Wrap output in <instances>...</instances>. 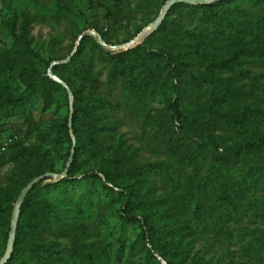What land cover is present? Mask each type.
<instances>
[{"label":"rangeland","instance_id":"1","mask_svg":"<svg viewBox=\"0 0 264 264\" xmlns=\"http://www.w3.org/2000/svg\"><path fill=\"white\" fill-rule=\"evenodd\" d=\"M167 2L0 0V103L9 99L12 101L9 109H2L0 105V261L6 253L15 208L14 205L11 210L10 203L17 201L29 181L37 177V173H45L50 168L57 174L63 173L70 162L72 141H76L72 129L73 112L71 116L75 98L72 94V104L68 91L63 89L66 86L61 81L70 90L71 86L84 90V95L92 85L89 79L85 81L75 75L67 76L71 77V86L55 74L61 80L57 81L49 75L50 67L53 68L56 65L53 64L62 58L72 57L85 35H90L94 42L112 51L136 47L154 31L130 47L125 44L153 23ZM172 17L180 21L182 31L178 35H171L173 39L164 42L173 44L176 40V49L192 52L191 57L196 61L189 63V67L196 70V75H203L211 67L213 72L210 77L214 80L221 77L228 92L238 89L245 95V101L264 109V59L257 61L249 55L247 61L235 62L232 67H220L219 58L229 57L230 50L235 49L227 36L219 38L214 44L210 43L209 51L205 52V48L201 47L197 53L200 43L210 42L208 34L211 33V20L201 18L199 12L190 13L186 7L177 9ZM22 35L33 50L30 57L24 56L23 47L18 42ZM248 39H251L253 46L262 47L252 35H247L244 42ZM94 42L85 40L81 52L83 60L86 61L87 52ZM221 45L223 47H218ZM160 47L163 48L162 43L151 41L153 50ZM92 65L96 93H100L110 103L125 100L122 82L118 80L115 87L109 83L110 68L105 65L100 48L95 50ZM24 69L46 73L62 85L53 91L50 107L45 108L38 88L30 89L28 86L31 83L39 85L41 75L23 73ZM239 70L247 72L240 74L237 73ZM193 85L190 95L184 100L186 107L183 109L197 117L198 122L190 124L173 118L167 99L161 95L146 102L138 115L134 113L133 105L127 102L111 118L122 133L125 145L132 151L133 162H167L170 167H164L166 175L151 174L149 180H141L133 174L119 176L113 164L92 158L72 172L68 170L65 177L75 181L69 182L66 187L53 189L52 183L60 180L57 177L44 181L32 198H45L56 208L65 223L81 225L84 235L77 239L72 236L58 237L47 228L39 234L41 241L52 242L58 249L69 252H74L78 243H85L89 253L99 256L103 264H158L153 258L158 252L166 259L158 256L162 264H264V253L258 250L259 245L264 244V161L260 163V176L257 179L250 178L252 186H247V182L237 177V173L247 160L252 159L254 153H247L245 158L231 163L228 168L216 169L211 158L213 142L210 144L218 139L220 151H232L247 141L264 139V119L247 122L236 128L230 122L224 123L221 117H216L217 126L209 125L206 129L201 122L206 117L205 105L209 92L206 88L195 86V83ZM246 92L254 95L247 96ZM36 98L37 106L31 124L26 118L29 104ZM17 99L22 103L15 106ZM237 117L238 114L234 118ZM64 125L69 127L68 135ZM178 134L192 139L178 141V148L172 149L170 142ZM200 137L207 140L202 142ZM23 148L25 152L18 154ZM184 156L193 159L184 163L183 174H195L191 183L196 186L201 183L205 189L202 194L205 203L201 210L203 216L197 227L190 220L191 211L181 209L174 201L175 193L171 191L166 178L173 176L171 159ZM220 184L221 189L227 192V197L237 199L238 206L231 212L225 207L227 213H223V217L216 221L215 216L220 213L217 211ZM133 188L143 202L129 203L127 206V196ZM180 192L181 188L176 193ZM38 217L30 208L19 218L18 224L21 222L29 229V223ZM153 219L164 229L179 223L188 227L187 230L176 232L171 228L172 231L168 232L180 238V241L173 243L171 253L167 248H154L156 245L149 235L160 236L162 243L165 242V235L154 231V226H151ZM15 245L16 238L10 257L4 264L40 263L30 250L29 255L21 253L13 257ZM21 246L26 247L24 243ZM49 264L87 263L64 257L54 258Z\"/></svg>","mask_w":264,"mask_h":264},{"label":"trees","instance_id":"2","mask_svg":"<svg viewBox=\"0 0 264 264\" xmlns=\"http://www.w3.org/2000/svg\"><path fill=\"white\" fill-rule=\"evenodd\" d=\"M182 7H186L190 13L199 12L201 18H209L212 23L211 33L208 34L210 42L200 43L196 49L197 53L200 52L201 47L205 48V52L209 51L208 48H211L210 43L214 44L219 38L227 36V40L231 43L229 44L235 47V49L233 51L230 50L231 55L229 57L219 58L220 67L224 65H231L232 67L235 62L247 61L250 57L249 55H252L257 61L264 59V0H217L205 4L176 3L168 11L160 26L143 43L126 51H112L94 42L90 35L83 36L79 49L71 57L70 61L56 64L52 68L54 74L66 81L70 86L72 81L69 79L71 77H67L68 75L80 76L85 81L87 79L92 81L90 90L86 95L83 93L84 90L75 89L71 86V91L75 98L72 129L76 136V145L74 159L69 168V173L82 163L96 158L113 164L117 172L120 173L119 176L133 174L141 180H149L151 174L166 175L164 167H170V164L167 162L152 164L133 162L132 151L125 145L122 133L118 131L115 121L111 118L114 112L121 110L127 102L133 105L134 113L138 115L142 112L146 102L152 100L157 95H161L167 99L168 108L172 110L173 118L180 120V122L185 121L190 124L198 122L197 117L190 115L183 109V107H186L184 100L190 95L194 83L195 86L198 85L197 87L206 88L209 92V99L205 105L206 117L201 122L204 128L207 129L209 125L217 126L218 121L216 117H221L224 123L228 124L230 122L234 127L243 126L247 122L264 119V109L255 107L253 104L245 101L243 99L245 95L242 91L234 89L228 92L225 83L221 81V77L216 78V80L212 79L210 77L213 72L211 67L203 75L197 76L196 70L189 67V63L193 64V61H196V59L191 57V51L187 49H176L178 46L176 40H174L173 44L164 42L166 39H173L171 35L181 33V23L178 19L172 17V15L177 9H181ZM256 12L259 13L256 14ZM227 28H230L232 31H227ZM247 35H252L255 41L262 44V47L253 46L251 39L244 42ZM87 39L94 42V44L88 50L85 61L81 58V52ZM153 40L162 43L163 48L160 47L156 51L153 50L151 48V41ZM18 42L23 47L24 56L30 57L33 50L30 48L25 36H20V41L18 40ZM203 44L204 46H202ZM225 44L227 47V43ZM218 47H223V45ZM97 48H100L101 57L105 65L110 68L109 83L111 87H115L118 80L121 81L124 86L123 94L125 100L110 103L107 98L100 93H96V78L93 76L92 61ZM245 72L247 71L239 70L237 73L243 74ZM23 73L41 75L39 85L37 83H31L28 86L30 89L38 88L40 90L38 95L43 99L45 108L50 107L53 102V91L57 87H62V85L51 79L46 73H40L36 69H24ZM186 75L187 77H185ZM63 89L67 90L65 87ZM246 95L250 96L254 94L252 92H246ZM10 102H12L10 99L8 101H1L0 105L2 109H9ZM15 102V106H17L21 101L19 102L17 99ZM36 102L37 98L33 99L28 108L26 120L30 121L31 124L34 120L33 111L37 106ZM237 114L239 117L234 118ZM63 127L68 135L69 127L66 125ZM190 139H192L190 136L178 134L170 142L171 148H178V141H190ZM206 140V138L200 137V141L205 142ZM211 143L214 148L211 158L213 160V166L216 169L228 168L231 163L245 158L247 153H254L252 159L247 160L243 167L239 168V172L237 173V177L240 176L243 178L247 182V186H252L250 178L257 179L261 173L262 166L260 163L264 161V139L258 138L254 141H247L232 151H220L218 145L220 142L218 139L211 141ZM72 148L73 141L69 154L72 153ZM25 150L24 148L20 149L18 154L24 153ZM11 158L12 160L14 159V157ZM191 159L193 158L189 156L171 159V165L174 167L173 176L169 178L166 176V178L170 184L171 191L175 193L174 201L181 209L191 211L189 214L191 217L190 220L193 226L197 227L203 216L201 210L202 205L205 203L203 202L202 194L205 189L201 183L197 186L191 183L195 174H183L184 163L191 162ZM47 172L54 171L50 168ZM41 174L44 173L39 172L37 176ZM49 179H53V177H46L44 180L36 183L21 205L20 217L29 211L30 208H33L39 217L37 220L29 223V229H26L19 222L16 231V245L12 253L13 257L21 253L29 255L30 250L40 261V263L33 262L32 264H49L50 260L54 258L64 257H69L79 262L84 261L87 264H103V260L99 256L89 253L85 243H78L75 251L69 252L58 249L52 242H43L39 239V234L47 228L58 237L72 236L77 239L84 235L81 225H75L69 222L65 223L56 208L45 198L37 200L32 198L37 188ZM74 181L73 179L64 177L52 183L53 189H61L66 187L69 182ZM221 187L220 184L219 193L217 194L219 198L217 211H220V213L217 212L218 214L215 216L216 221L223 217V213H227L225 207L231 212L237 205V199L227 197V192L222 190ZM179 188H181V192L176 193ZM139 195L133 188L127 196V206L129 203H142L143 200ZM15 202L16 200H13L10 203L11 210L14 208ZM168 209L167 211H169ZM171 214L173 215L172 212ZM152 222L153 225L151 226H154V231L165 235V242L163 243L161 242L160 236L149 235L150 240L156 245L154 248H167L169 253H171L173 243L180 241V238L168 232L172 231V229L175 232L188 229L183 223L174 224L172 227L164 229L162 226L154 223L156 222L155 219ZM22 243L26 247L21 246ZM259 246V252L264 253V244H260ZM158 256L164 258L159 252L158 255L154 254L153 258L158 264H162Z\"/></svg>","mask_w":264,"mask_h":264},{"label":"water","instance_id":"3","mask_svg":"<svg viewBox=\"0 0 264 264\" xmlns=\"http://www.w3.org/2000/svg\"><path fill=\"white\" fill-rule=\"evenodd\" d=\"M217 0H168V2L166 3L165 7L163 8V10L161 11L159 17L153 22L151 23L149 26H147L146 28H144L133 40H131L130 42H128L127 44H125L126 47H130L131 45L139 42L143 37L150 35L153 31H155L161 24V22L163 21V19L165 18V16L167 15L170 7L177 3V2H184V3H188V4H205V3H211V2H215ZM100 41L105 44L102 40L101 37L99 36ZM71 59V57L65 59V60H61V61H56L53 65L55 64H59V63H66L69 62ZM49 75L51 77H53L54 79H56L57 81H61L54 73L52 70V66L49 69ZM61 83H63L66 88L67 91L70 95V99H71V103L73 104V96H72V92L70 90V88L61 81ZM72 111H71V116H72V112H73V107H71ZM70 127H71V122H70ZM75 145H76V141H73V148H72V153H71V157H70V162L68 164V167L66 168V170L63 173H54V172H46L44 174H41L35 178H33L28 184L27 186L23 189V191L21 192V194L19 195L16 204H15V208H14V213H13V218H12V222H11V229H10V235H9V239H8V245H7V249H6V253L4 255V258L0 261V264H4L8 258L10 257V254L12 252V248L14 245V241L16 238V231H17V227H18V221L21 215V205L23 203V201L25 200L27 194L30 192V190L33 188V186L44 180L46 177H57L59 179L65 177L68 173V170L71 166V163L73 161L74 158V153H75Z\"/></svg>","mask_w":264,"mask_h":264},{"label":"built area","instance_id":"4","mask_svg":"<svg viewBox=\"0 0 264 264\" xmlns=\"http://www.w3.org/2000/svg\"><path fill=\"white\" fill-rule=\"evenodd\" d=\"M2 149L4 150V149H5V147H2Z\"/></svg>","mask_w":264,"mask_h":264}]
</instances>
